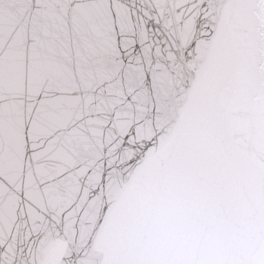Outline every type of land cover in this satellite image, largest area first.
<instances>
[{
    "label": "snow or ice",
    "instance_id": "obj_1",
    "mask_svg": "<svg viewBox=\"0 0 264 264\" xmlns=\"http://www.w3.org/2000/svg\"><path fill=\"white\" fill-rule=\"evenodd\" d=\"M0 264H264V0H0Z\"/></svg>",
    "mask_w": 264,
    "mask_h": 264
}]
</instances>
